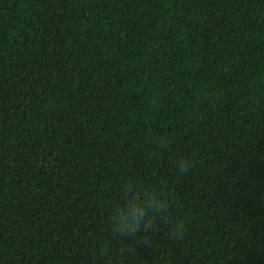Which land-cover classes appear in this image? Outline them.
<instances>
[{
  "label": "trees",
  "instance_id": "trees-1",
  "mask_svg": "<svg viewBox=\"0 0 264 264\" xmlns=\"http://www.w3.org/2000/svg\"><path fill=\"white\" fill-rule=\"evenodd\" d=\"M161 256L264 264V0H0V264Z\"/></svg>",
  "mask_w": 264,
  "mask_h": 264
},
{
  "label": "clouds",
  "instance_id": "clouds-1",
  "mask_svg": "<svg viewBox=\"0 0 264 264\" xmlns=\"http://www.w3.org/2000/svg\"><path fill=\"white\" fill-rule=\"evenodd\" d=\"M178 167L183 171L186 162H180ZM124 196L110 202L108 222L114 232L128 237H135L137 233L148 232L155 228L156 217L164 220L170 215L171 202L166 197H160L152 192L141 190L131 184L124 185ZM172 233L174 238L183 235L184 221L176 219ZM148 243V241H146ZM163 264L164 257L158 258Z\"/></svg>",
  "mask_w": 264,
  "mask_h": 264
}]
</instances>
